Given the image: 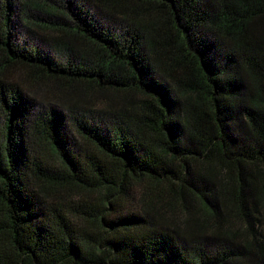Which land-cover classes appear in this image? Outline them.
Returning <instances> with one entry per match:
<instances>
[{"label":"trees","instance_id":"1","mask_svg":"<svg viewBox=\"0 0 264 264\" xmlns=\"http://www.w3.org/2000/svg\"><path fill=\"white\" fill-rule=\"evenodd\" d=\"M0 264H264V0H0Z\"/></svg>","mask_w":264,"mask_h":264},{"label":"rangeland","instance_id":"2","mask_svg":"<svg viewBox=\"0 0 264 264\" xmlns=\"http://www.w3.org/2000/svg\"><path fill=\"white\" fill-rule=\"evenodd\" d=\"M41 35H43V37H45V35L43 34V33H41ZM44 44H45V46L46 45H48L47 43H45V42H43ZM44 48H46V47H44ZM50 50V49H49ZM52 52V51H51Z\"/></svg>","mask_w":264,"mask_h":264}]
</instances>
